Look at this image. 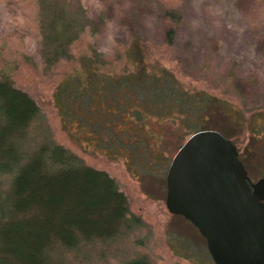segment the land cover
Listing matches in <instances>:
<instances>
[{"label": "rangeland", "instance_id": "obj_1", "mask_svg": "<svg viewBox=\"0 0 264 264\" xmlns=\"http://www.w3.org/2000/svg\"><path fill=\"white\" fill-rule=\"evenodd\" d=\"M39 1L0 0V76H8L40 109L47 133L34 128L29 136L39 132L36 140L41 141L48 135L84 165L106 173L140 221L113 240L56 250L54 258L61 264H127L142 258L150 264H214L197 230L165 206L168 164L189 137L181 140L174 131L177 121L152 119L148 146L112 158L89 130L74 122L63 126L53 96L62 79L80 70L82 56L96 52L108 72L120 73L133 70L140 53L148 71L164 68L189 95H208L228 106L225 114L205 119L235 142L255 183L264 178V0H54L72 13L82 9L89 24L70 48L72 60H62L50 70L39 54ZM132 46L137 51L129 59ZM255 112L262 113L253 120L263 131L257 134L246 122ZM149 148L152 158L145 152ZM159 157L167 162L161 165ZM11 178L0 174V264H12L4 234L19 220L8 211L4 196Z\"/></svg>", "mask_w": 264, "mask_h": 264}, {"label": "trees", "instance_id": "obj_2", "mask_svg": "<svg viewBox=\"0 0 264 264\" xmlns=\"http://www.w3.org/2000/svg\"><path fill=\"white\" fill-rule=\"evenodd\" d=\"M38 4L39 54L50 70L62 60H72L70 48L89 22L82 9L72 13L54 0ZM172 37L169 30L168 43ZM135 51L129 48V59L135 58ZM134 60L133 70L110 73L100 54L80 57V70L62 79L53 96L63 126L74 122L89 130L99 148L117 158L123 151L136 152L150 144L152 119L176 120L174 131L184 140L196 132L213 130L207 115L226 113V104L204 94L189 95L164 68L148 71L140 53ZM261 115L255 112L246 121L253 134L262 131L253 121ZM41 124L35 101L14 88L2 72L0 174L12 176L4 196L9 200L8 211L19 217L4 234L6 242L15 246L6 244V257L12 264H61L54 258L56 250L110 241L140 225L106 173L84 165L47 134L41 141L36 140L39 132L29 136L34 128L47 133ZM152 150L145 151L150 158ZM156 161L162 165L167 158ZM127 264L150 263L142 258Z\"/></svg>", "mask_w": 264, "mask_h": 264}, {"label": "water", "instance_id": "obj_3", "mask_svg": "<svg viewBox=\"0 0 264 264\" xmlns=\"http://www.w3.org/2000/svg\"><path fill=\"white\" fill-rule=\"evenodd\" d=\"M165 184L168 213L197 230L214 264H264V178L250 181L229 139L215 130L191 134Z\"/></svg>", "mask_w": 264, "mask_h": 264}]
</instances>
